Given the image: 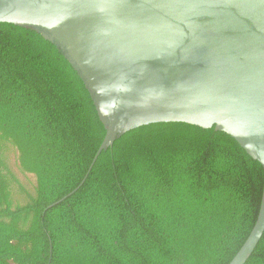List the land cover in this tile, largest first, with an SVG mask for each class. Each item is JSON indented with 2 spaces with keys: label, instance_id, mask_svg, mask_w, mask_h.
Wrapping results in <instances>:
<instances>
[{
  "label": "trees",
  "instance_id": "obj_1",
  "mask_svg": "<svg viewBox=\"0 0 264 264\" xmlns=\"http://www.w3.org/2000/svg\"><path fill=\"white\" fill-rule=\"evenodd\" d=\"M105 137L77 70L35 29L0 23V264H230L264 171L237 142L141 127ZM246 264H264V236Z\"/></svg>",
  "mask_w": 264,
  "mask_h": 264
},
{
  "label": "water",
  "instance_id": "obj_2",
  "mask_svg": "<svg viewBox=\"0 0 264 264\" xmlns=\"http://www.w3.org/2000/svg\"><path fill=\"white\" fill-rule=\"evenodd\" d=\"M0 23L54 43L88 90L103 152L125 134L183 123L234 139L264 171V0H0ZM256 224L230 264H246Z\"/></svg>",
  "mask_w": 264,
  "mask_h": 264
}]
</instances>
